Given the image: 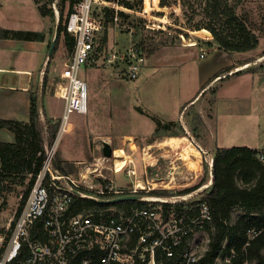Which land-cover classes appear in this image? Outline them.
Here are the masks:
<instances>
[{
    "label": "rangeland",
    "instance_id": "rangeland-1",
    "mask_svg": "<svg viewBox=\"0 0 264 264\" xmlns=\"http://www.w3.org/2000/svg\"><path fill=\"white\" fill-rule=\"evenodd\" d=\"M38 1L49 4V0ZM228 1L234 6L238 16L247 21L248 27L259 37L260 44L256 50L233 55L220 50L224 55L219 54L216 46L209 45L208 41L212 39L209 30L210 34L204 28L195 30L187 27L184 15L182 20H174L173 11L170 15L172 24H156L150 28L163 29L172 36H157L144 44L143 48L148 56L152 51L167 52L181 56V61L185 63L172 70L148 64L146 68L143 67L145 70H141L139 78L135 81L129 80L127 76L128 62L120 58L128 46L126 31L117 39L114 35L115 28L108 25L109 28L100 37L102 51L95 55L86 68L84 66L80 70L79 77L88 84V113L72 116L73 129L63 137L58 147V160L67 173H71L76 179L89 173L88 180L93 181L97 188L106 189L109 180H112L115 189L128 192V195H133L130 193H134L131 191L135 189L134 185L138 180L139 199L151 202L168 200L173 203H191L208 190L209 182L185 196L159 198L145 194L150 191L145 182L146 178L153 184L159 182L151 190L181 191L199 185L205 174L204 162L206 161L207 165L212 163L211 154L216 147L249 146L264 150V36L259 30L264 24V0ZM4 2L8 9L19 7L23 10L19 12L18 30L30 27L41 29L42 15L35 7V0ZM57 2L58 0H55L53 5L56 26L59 21ZM205 4L206 0H198L196 6L199 12L196 21L204 25L212 23L210 17L204 13ZM169 10L164 9L167 12ZM69 11L70 4L67 2L63 25ZM128 21L137 25L138 20L130 17ZM225 22L223 19L216 24L223 28L225 33L236 34V30ZM161 23H167V20L162 19ZM177 32L180 38L176 36ZM105 36L108 39L106 44L103 42ZM180 43L189 46L181 51ZM202 50L206 53L203 58L200 57ZM113 53L117 54L116 58H112ZM12 55L14 54L7 55L9 62L13 60ZM15 56L17 64L26 63L17 52ZM52 56L49 65L47 66L48 60L43 68L41 82L34 85V92L39 96L43 121L49 118L57 122L62 114L64 101L57 98L55 93L63 82L61 73L64 64L70 58L63 36L56 42ZM231 59V65L237 68L229 74L241 70L245 67L242 64L249 61L247 65L255 71L254 75L232 76L231 79L212 81L210 84L203 82L215 68L225 65V62L228 63ZM1 76L15 78L14 75ZM5 98L17 99V95L0 93V101ZM10 110L21 109L2 106L0 118H10ZM158 122L163 126L158 127ZM174 137L187 139L180 141L174 149L168 146V140ZM189 142H192L202 155L198 160V171L188 166L191 152L185 144ZM106 146L113 151L111 158L105 155ZM119 150L124 151L121 160L124 167L117 172L114 154ZM260 159L264 161V154L260 155ZM210 175L212 176L211 170ZM98 179L107 180H104L106 183L102 185L97 182ZM27 195V184L18 186L16 191L9 195L8 204L0 215V225L16 217ZM242 214L241 209H234L231 222L234 223ZM211 236L206 231V235L200 238L201 243L206 239L210 240Z\"/></svg>",
    "mask_w": 264,
    "mask_h": 264
},
{
    "label": "built area",
    "instance_id": "built-area-1",
    "mask_svg": "<svg viewBox=\"0 0 264 264\" xmlns=\"http://www.w3.org/2000/svg\"><path fill=\"white\" fill-rule=\"evenodd\" d=\"M173 11L174 20L183 19L181 0L171 5L162 0H77L74 4L65 23L74 47L56 90L64 101L58 131L40 169L29 175L21 216L0 225V264H209L204 258L210 240L203 244L200 240L212 219L207 204L195 214L166 218L157 209L117 205V199L130 195L115 189L112 180L106 189L97 188L88 180L89 173L76 179L55 164L63 137L73 129L72 116L88 113V84L79 77L80 70L102 51L100 37L108 25L115 28L114 34L126 31L128 46L120 58L128 62L127 76L135 81L147 63L143 45L157 36H172L151 26L172 24ZM130 17L138 20L137 25L128 21ZM205 54L202 50L200 57ZM116 56L113 53L112 58ZM145 182L149 190L159 183L148 177ZM134 186L131 192L135 193L136 182ZM84 201L93 204L79 207ZM228 263L229 257H218L213 264Z\"/></svg>",
    "mask_w": 264,
    "mask_h": 264
},
{
    "label": "trees",
    "instance_id": "trees-1",
    "mask_svg": "<svg viewBox=\"0 0 264 264\" xmlns=\"http://www.w3.org/2000/svg\"><path fill=\"white\" fill-rule=\"evenodd\" d=\"M67 2L70 4L71 11L77 0H58L56 7L59 11V21L56 42L58 43L63 36L66 50L71 55L74 37L66 31L63 25ZM174 2L175 0H162L165 5H171ZM197 2L198 0H181L183 15L186 19L185 25L195 30L204 28L207 33L210 31L212 34V39L208 41L210 46H216L217 49L232 55L248 53L259 47V37L248 27L247 21L238 16L234 6L228 0H206L204 13L210 17L212 23L205 25L196 21L199 15ZM35 3L43 17L50 18L52 22L56 21V12L53 7L55 0H49V4L38 0H35ZM109 13L107 12L106 16L109 17ZM223 19L228 26L236 30V34H227L223 28L218 27L216 22ZM107 21L109 22L110 19L108 18ZM259 30L264 36V24ZM0 32L4 38L23 41H43L45 35L44 32L24 30L2 29ZM104 43H107L106 37ZM52 58L51 55L50 60ZM49 63L50 61L47 66ZM249 63V61L245 62L242 66ZM236 68L232 65L219 71L208 80L207 84L221 77L225 72H231ZM245 73H255V71L248 66L232 75L240 76ZM37 94L34 91L30 92L31 105L28 122L0 118V129H7L14 135L13 142L0 141V215L8 204L9 195L15 192L18 186L31 184L28 181L29 175L37 173L40 169L46 149L53 143L58 131V121L54 122L49 118L43 121ZM159 126H163L161 122H158ZM262 154L264 150L249 146L216 147L212 163L207 165L206 161L204 162L205 174L199 185L181 191L150 190L145 193L147 196L159 198L185 196L209 182L208 190L191 203L186 201L173 203L168 200L167 202H151L136 199L120 201L116 204L157 209L167 218L171 214L177 217L195 214L205 203L212 215L211 222L205 224V230L212 235L204 258L205 262L213 264L218 257H229L230 263L228 264H246L247 262L264 264V161L260 159ZM55 164L65 171L58 156ZM97 182L102 185L106 183L103 179H98ZM130 194L140 197L139 192ZM92 204L89 201L79 202V207L92 206ZM23 205L24 202L21 207ZM236 208L241 209L243 214L232 223V212Z\"/></svg>",
    "mask_w": 264,
    "mask_h": 264
},
{
    "label": "crops",
    "instance_id": "crops-1",
    "mask_svg": "<svg viewBox=\"0 0 264 264\" xmlns=\"http://www.w3.org/2000/svg\"><path fill=\"white\" fill-rule=\"evenodd\" d=\"M35 7L38 8L37 6ZM22 11L23 10L20 9L19 7H16L15 9L13 8L8 9V6L6 7L4 0H0V31L2 29L18 30L20 27L17 26L18 20L20 18L19 12ZM42 22L43 25L40 30H35L34 28L30 27L24 31L44 32L45 35L43 41H23V40L4 38L0 32V93H5L7 95H13V96L17 95V99L7 100L5 98L2 101H0L2 103L0 107L6 106L8 107V109H12V108L21 109L18 111L10 110L11 111L9 112L11 115L9 116L10 118H5V119H16L23 122L29 121V115H30L29 112L31 105L30 92L34 91L36 87L34 85H37L39 82H41V76L44 73L43 68L45 67L47 61L48 60L50 61L49 59L50 57L49 48L51 45L50 43H52L57 31L56 22H53L54 25H52L53 23L51 22L50 18L42 16ZM114 35L115 38L117 39H120L122 37V34L118 31H116ZM180 45L181 46L179 47V49H181V51H183L185 47L189 46V45H182L181 43ZM216 51L219 54L224 55L223 53H221L222 51L220 52V50L218 49H216ZM16 52L19 54V57H22L23 60H26L25 64H23V62L21 64H17L15 62V60L17 59L15 56ZM154 52H152L150 56L147 55V63L145 65V68L146 66H148V64H152L154 66L156 65L164 66L165 68L172 70L179 68V66H182L185 63L184 61H181L182 58L181 56L177 57V55L170 54L167 52L166 53L160 51H157L155 53ZM9 53L14 54L12 55L13 57L12 62H9V58L7 56L9 55ZM33 53L35 55H32ZM183 57L185 58L184 55ZM28 61H30V63H28ZM231 62L232 59L229 60L228 63L225 62V65L223 64L224 66L222 65L215 68V70H213L210 74H208V76H206L203 79V82L206 81L208 82V80L211 79L214 75H216L219 71L232 66ZM246 67H248L247 64L243 68ZM150 69L152 68H149V70ZM229 73L230 72H225L223 74L224 76L221 75V77L214 79L213 82L232 77L233 73L231 74ZM4 74L14 75L15 78L14 77L11 79H9L8 77L2 78L1 75ZM245 74L254 75V73H245ZM254 79L255 76H253L252 81H254ZM55 96L57 97L56 93ZM0 141L13 142L14 135L7 129H0ZM213 153L214 151L211 154L212 156Z\"/></svg>",
    "mask_w": 264,
    "mask_h": 264
},
{
    "label": "bare ground",
    "instance_id": "bare-ground-1",
    "mask_svg": "<svg viewBox=\"0 0 264 264\" xmlns=\"http://www.w3.org/2000/svg\"><path fill=\"white\" fill-rule=\"evenodd\" d=\"M186 139H187L186 137L179 138V139H177V138L175 139V137L174 138H170L168 140V142H169L168 146L175 149L180 141H182V140L185 141ZM185 146L191 152L190 153L191 156L188 158L189 159L188 166L191 169L198 171L199 170L198 169V167H199L198 160L202 157L200 150L192 142H189V143L185 144ZM123 153H124L123 150H119V151H116L115 154H114V161L116 163L117 172L121 171L123 169V167H124L123 166L124 164L121 162V160L123 159V156H122ZM138 183H140V181L137 180V182H136L137 186H139ZM23 207H24V205L20 208L19 212L17 213L16 217L14 218V221H16V219L21 216L22 211H23ZM12 227H13V225L11 226V228Z\"/></svg>",
    "mask_w": 264,
    "mask_h": 264
},
{
    "label": "water",
    "instance_id": "water-1",
    "mask_svg": "<svg viewBox=\"0 0 264 264\" xmlns=\"http://www.w3.org/2000/svg\"><path fill=\"white\" fill-rule=\"evenodd\" d=\"M57 31H56V34H55V37L50 45V48H49V56L52 55L53 51H54V48H55V44H56V41H57ZM112 154H113V151L111 148H109L108 146L105 147V155L109 158L112 157ZM138 199L137 196H134V195H130V196H126V197H122V198H119L117 199L116 201H128V200H136Z\"/></svg>",
    "mask_w": 264,
    "mask_h": 264
}]
</instances>
